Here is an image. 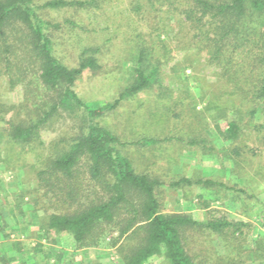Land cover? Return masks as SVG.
<instances>
[{
	"label": "trees",
	"instance_id": "16d2710c",
	"mask_svg": "<svg viewBox=\"0 0 264 264\" xmlns=\"http://www.w3.org/2000/svg\"><path fill=\"white\" fill-rule=\"evenodd\" d=\"M104 1L107 0H0V76L7 77L10 89L20 86L23 91L21 102L0 103V131L6 136L5 146L30 150L36 144L44 147L42 131L56 119L66 115L79 123L64 145L58 147L55 143L56 148L33 168L34 188L15 196L14 212L27 227L31 228L32 223L25 220L26 194L32 195L33 211H44L42 222L36 225V245L28 249L23 241H12L13 251H8L4 244L11 240L10 225L0 210V264H14L15 251L25 255L21 264H39L35 260L38 253L29 255L43 246L41 239L56 242L59 234L70 235L76 248L112 247L122 237L129 239L123 264H149L159 256L167 264H207L188 247L186 232L197 229L220 237L226 256L233 260L241 257L247 240L244 227L249 222L223 216L201 221L189 213L164 212L159 189L163 184H196L215 190L233 189L245 198L255 197V192L249 193L238 182L228 185L211 176L182 175L167 182L137 170L125 148L153 146L160 139L145 133L124 139L102 120L123 101L154 87L160 100L173 93L164 81L165 67L172 57L169 43L162 37L165 35L177 40L175 48H192L194 54L205 55L206 63L216 67L220 89L224 87L222 95L229 98L223 105L210 103L207 110H211L210 122L217 136L228 145L209 150L227 157L232 161V170L244 174L242 162L247 144L242 135L259 126L264 128V123L254 122L256 114H264V0H135L132 10L148 31L139 28L140 22H132L136 36L127 35L135 46L130 75L113 99L97 105L87 102L76 86L84 74L96 75L101 70L100 46H81L74 64L62 56L60 46L66 31L72 32L78 25L76 19L63 13L90 14ZM185 67L174 62L171 68L183 71ZM190 114L197 118L196 112ZM208 141L211 139L202 135L188 143L202 145ZM255 171L264 178V166ZM203 206H209L206 199ZM254 243L248 255L258 256L257 261L263 263L264 239L257 238ZM254 263V258L252 262H237ZM42 264H48V259H43Z\"/></svg>",
	"mask_w": 264,
	"mask_h": 264
},
{
	"label": "rangeland",
	"instance_id": "374dc122",
	"mask_svg": "<svg viewBox=\"0 0 264 264\" xmlns=\"http://www.w3.org/2000/svg\"><path fill=\"white\" fill-rule=\"evenodd\" d=\"M134 1L107 0L100 8L92 9L90 14L84 11L63 13L78 22L72 32L66 31L64 43L60 46L62 56L68 59L69 63L76 62L79 49L83 45H97L101 49V70L96 75L84 74L76 86L77 91L87 102L100 105L106 100L113 99L130 75L132 66L130 59L135 46L127 35L136 36L132 22L134 20L140 22L139 28L143 32L148 31L132 10ZM158 14L161 16L162 12ZM152 15L155 19V11ZM157 19L160 20L159 17ZM151 20L152 17H149V21ZM162 37L168 41L172 54L165 67L164 81L166 84L169 83L168 87L173 93L160 100L156 87L141 92L123 101L116 110L106 115L102 122L124 139H135L144 133L160 139V142L153 146L125 148L137 170L148 171L167 182L182 175L193 178L211 176L223 180L228 185L238 182L240 186L245 185L249 193L255 192V197L245 198L240 197L233 189L217 186L215 190L196 184L190 187L163 184L158 195L164 212L189 213L201 221L223 216L229 220L250 223L244 227L247 239L244 244L245 252L235 260L226 256L223 241L217 235H210L207 230L201 229L187 231L188 247L194 254L199 255L203 263L220 264L218 261H221V264H237L239 260L252 262L254 258V264H264L257 261L258 256L248 255L255 246V240L264 239V178L255 171L264 166V128L259 126L258 130L246 131L242 135L247 145L244 149L245 161L242 162L244 174H241L243 176L241 177L237 169L232 170V161L216 152L227 146L228 142H223L217 136L214 125L210 122L211 110L207 109L210 103L223 105L224 99L229 98L222 95L224 87L220 89L216 67L206 63L205 55L194 54L192 48L177 49L175 48L177 40L173 41L165 35ZM174 62H177L179 67H183L184 64L187 67L183 71L172 70ZM22 99L21 87L10 89L7 77L0 76V103H19ZM194 112L197 118L190 114ZM254 122L264 123V114L262 112L256 114ZM78 124L76 119L66 115L59 117L48 129L42 131L44 147L36 144L33 150L28 147L23 149L20 146L14 148H11V145L5 146L6 136L0 131V210L10 225L11 240L4 244L8 251H13L12 241H23L28 249L39 241L36 225L42 222L44 211H33L32 195L26 194L25 220L32 223L31 228L27 227V224L21 222V217L14 212L15 196L34 188L36 180L33 168L49 155L55 143L58 147L64 145L63 141L77 131ZM193 128L196 132L192 130ZM202 135L211 141L202 145L188 143L191 138ZM167 136H172L173 139H165ZM212 146L216 149L213 153L209 150ZM220 157L222 159H219ZM246 179L250 183L247 186ZM204 199L208 201L209 206H203ZM116 233L117 231L114 234ZM41 241L43 246L37 247L35 252L29 255L32 257L33 253H38L35 260H38L39 264H42L43 259H48V264H123V254L131 242L122 237L118 244L112 247L76 248L68 234H59L56 236V242L45 239ZM12 254H15L12 256L14 264H21L22 259H25L22 253L15 251ZM149 264H167V261L159 256L151 259Z\"/></svg>",
	"mask_w": 264,
	"mask_h": 264
}]
</instances>
